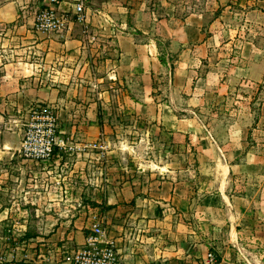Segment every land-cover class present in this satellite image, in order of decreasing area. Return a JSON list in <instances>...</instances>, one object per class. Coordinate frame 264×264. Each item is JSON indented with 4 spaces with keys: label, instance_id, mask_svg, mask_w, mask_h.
<instances>
[{
    "label": "crops",
    "instance_id": "obj_1",
    "mask_svg": "<svg viewBox=\"0 0 264 264\" xmlns=\"http://www.w3.org/2000/svg\"><path fill=\"white\" fill-rule=\"evenodd\" d=\"M43 7L0 0V127L21 135L32 108H51L65 142L35 162L2 137L0 158L26 176L3 218L73 225L35 263L66 264L54 237L82 245L100 215L124 264H205L210 251L217 264H254L245 252L256 238L264 247V138L252 133L264 114V0H89L84 25L55 33L33 29ZM105 80L124 91L117 110L135 123L124 132L147 150L123 144L118 119L100 110L111 105ZM90 143L107 148L83 149Z\"/></svg>",
    "mask_w": 264,
    "mask_h": 264
},
{
    "label": "rangeland",
    "instance_id": "obj_2",
    "mask_svg": "<svg viewBox=\"0 0 264 264\" xmlns=\"http://www.w3.org/2000/svg\"><path fill=\"white\" fill-rule=\"evenodd\" d=\"M163 48H165V46L162 44L161 45ZM177 63V59H173L170 57V59L166 60V65L169 66L170 71L174 70L175 66ZM164 78V76H163ZM171 78V74L169 73L164 79L165 80H170ZM163 79L162 82V86L165 87V84L167 82H165ZM104 89H108V93H106V96H102L101 101H105L110 103L111 105L107 108V109H100L101 111L105 112V116H111V117H115L118 119V122L116 123V119L114 120L115 124L114 126L118 128H120V130H123L120 135L121 136H127L128 139H123V141L121 142H125L123 144L129 146H134L132 144V142H139V145L137 147H140L141 151H145L149 148V144L148 141L143 142L142 144L140 143V141L137 139V136H134L136 139H131L129 138V134H127V132H124V129L133 127L135 125V123H131V120L129 118H131L128 114L127 111L125 109H119L117 110L118 104H119V100L121 97L122 102L124 101V95H123V90L120 89V86H118V84H112V82H108L107 80H105L104 82ZM122 88V86H121ZM91 94H95L98 97V93L97 92H91ZM95 96V98H96ZM100 96V95H99ZM100 98V97H98ZM264 101V94H263V98L261 100H259V102H263ZM100 102V101H99ZM102 106V105H101ZM41 108V107H40ZM35 107L31 109V115L28 120H25V117L22 119L23 125L19 126L18 128H21L19 130H21L20 132H23L24 129L33 122V116H34V111H35ZM51 109V108H50ZM52 110V109H51ZM255 110H257L256 116H258L259 114H261L260 111L264 112V109H261L260 111L258 110V106L257 108L255 107ZM53 111V110H52ZM5 116V115H4ZM16 116H19V114H17ZM6 119H11L10 115L5 116ZM120 117H123V120H121ZM18 118V117H17ZM137 119H134V121L136 122ZM137 123V122H136ZM136 126H138L136 124ZM140 126H142L140 124ZM264 114L263 117L259 120L256 121L253 124V131L252 133H255V136L258 135L260 136L259 138H264L263 132H264ZM263 131V132H262ZM7 132H12V131H8L5 128H1L0 127V146L2 143V137L5 136V134ZM141 133V137L144 136L143 134L145 133L144 130L143 131H138ZM127 134V135H126ZM115 139L117 140L118 138L115 137ZM116 143L114 141L110 142V147H116ZM7 147V146H6ZM136 147V150L138 149ZM8 148V147H7ZM85 148H89V149H93L95 151L99 150V151H103V149H106L107 146L105 144H99V143H90L87 146L85 145L83 147V149ZM9 149V148H8ZM63 149H67V148H63ZM11 150V149H10ZM12 151V150H11ZM56 153V151H55ZM125 157V156H124ZM119 158V157H117ZM129 160L133 159V157H128ZM141 160L143 161L145 159V155L141 154L140 155ZM115 159V158H114ZM112 158V160H114ZM120 159V158H119ZM49 162V161H47ZM53 162V161H52ZM26 176H22L21 174V170L19 169V162L17 159H10V156L8 157H4V158H0V264H11L12 262L15 261H28V264H36L35 260H38L37 257L38 255H45L42 256L41 259H49V254L48 251L51 250V248L49 249V244H52L53 242H48L49 238H53V233H55L57 231V228L61 226L62 223L64 224L65 228H68V230H71L73 228V225L71 222H68L67 219L63 220V218L61 219L59 216L55 215L54 217H56L55 219H51V220H44L42 219H37V218H33L32 221H28L27 223V228L24 229V219L22 218H15V219H10V218H3L4 214L3 211L7 210V208L9 207L8 205H12L11 201H12V197L11 195H13L14 197H18V199H20V195L22 192L23 188H16V192H12L13 190V185L16 184V182H20L21 180L25 179ZM5 185V186H4ZM8 186L11 189H8ZM25 204V201H22ZM25 206V205H24ZM94 206H98L97 204H95ZM20 208H23V205L21 204V206H19ZM17 210H19L18 206L16 207ZM101 216L99 215L98 218H95L94 220V224L95 223H101L104 226H106V220L104 221L103 219H99ZM40 234L41 239L39 240L37 235ZM56 240L54 241V243H57L58 246L59 245H64V247H62L61 249L66 251L68 248H70V246L68 245L69 240H67V234H65L64 232H62L61 235H59L58 237H54ZM72 243V242H70ZM45 244V247L41 246V245ZM260 244V245H259ZM260 246V247H259ZM60 247V246H59ZM48 249V250H46ZM250 251L245 252L246 257L253 262L254 264H261V261L264 262V247H261V242L260 239H255L254 242L252 243V247L249 248ZM29 251V252H27ZM57 250H55L56 252ZM27 253L29 255H31L32 257H26L24 255H27ZM61 253L60 251H57L56 254ZM24 256V257H23ZM23 257V258H22ZM21 259V261H20ZM43 264H51L50 261H46Z\"/></svg>",
    "mask_w": 264,
    "mask_h": 264
},
{
    "label": "built area",
    "instance_id": "obj_3",
    "mask_svg": "<svg viewBox=\"0 0 264 264\" xmlns=\"http://www.w3.org/2000/svg\"><path fill=\"white\" fill-rule=\"evenodd\" d=\"M71 12L61 11V0H44V7L35 15L33 29L41 33L61 31L69 22L75 20L86 23V5L89 0H72ZM33 122L21 132V148L15 151L23 160L35 162L50 161L57 146L64 140L58 135V119L50 108H36ZM82 245H73L63 254L66 264H124L115 241L108 235L107 228L95 223L88 229ZM218 257L210 251L205 264H217Z\"/></svg>",
    "mask_w": 264,
    "mask_h": 264
},
{
    "label": "water",
    "instance_id": "obj_4",
    "mask_svg": "<svg viewBox=\"0 0 264 264\" xmlns=\"http://www.w3.org/2000/svg\"><path fill=\"white\" fill-rule=\"evenodd\" d=\"M5 144L12 151H18L21 148V136L19 132L12 131L5 134Z\"/></svg>",
    "mask_w": 264,
    "mask_h": 264
},
{
    "label": "trees",
    "instance_id": "obj_5",
    "mask_svg": "<svg viewBox=\"0 0 264 264\" xmlns=\"http://www.w3.org/2000/svg\"><path fill=\"white\" fill-rule=\"evenodd\" d=\"M169 44H165V46H168ZM161 60L163 61V63H166V57L164 56V54H162Z\"/></svg>",
    "mask_w": 264,
    "mask_h": 264
}]
</instances>
